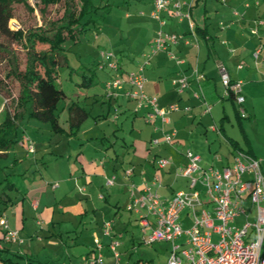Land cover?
Returning a JSON list of instances; mask_svg holds the SVG:
<instances>
[{"label":"crops","instance_id":"0c3cea01","mask_svg":"<svg viewBox=\"0 0 264 264\" xmlns=\"http://www.w3.org/2000/svg\"><path fill=\"white\" fill-rule=\"evenodd\" d=\"M150 1L146 9L149 16L154 0ZM175 1L172 0L171 4L173 5ZM181 1L191 3V6H185L183 9L191 13L195 23L194 32L189 27L188 18L177 19L171 14L172 12H164L163 30L182 34L184 37L177 43L171 42L166 50L152 55L145 64L131 71L143 70L145 96L157 98L159 108H168L169 105L178 103L182 110L170 112L165 116L153 115L150 122L148 119L150 114H153V108L146 101L138 108V102L131 99L130 92L133 86L128 80L130 70L123 69L119 57L117 58L122 68L120 67L115 73L105 67L103 59L99 61L101 62L99 68L112 73L110 81L117 75L123 79L122 84L111 89L106 86L109 82L107 81L103 87L94 89L91 94L88 90L85 95H76L70 93L72 89L74 90L73 87L68 90L63 87L64 79L59 77L58 82L55 83L56 88H59L57 87L59 83V89H64L68 98L71 97L72 100L82 102L91 95L98 94L103 100L108 98L110 104L111 100L115 99L116 107L121 109L120 117L116 118L120 119L123 116L125 122L131 119V129H135L138 134L133 135L131 132L130 136L132 138L133 135V139L128 143L124 141L122 149L113 156L110 153L111 149L107 148L108 143L104 139L106 135L92 137L87 143H81L78 147L80 152L74 161V165L78 163L74 178H65L62 184L55 188L53 194L48 192L44 184L38 183L28 187L26 191L19 189L18 199H14V204L9 207L13 210V219L11 218L13 223L10 222L9 225L11 229L19 230L20 237H30L31 243H27L23 237L21 243H6L3 240L4 230L0 226L2 230H0V239L4 241L1 242L3 245L0 244V264H116V258L110 248L113 240L120 242L119 264H124L125 261L128 264H155L152 259L133 260L135 258L133 250H137V241H144V235L151 232L155 220L151 213L148 214L151 224L144 232L141 216L146 208L129 207L132 202V185L135 186L133 196L141 195L145 184L158 175L160 185L154 188V191H157L162 199H170L176 191L188 189V179L177 175L178 167L187 163L185 155L187 149L199 154L202 157L201 165L205 167L229 166L233 163V156L237 151H246L257 156L241 119L239 124L246 145L226 133L224 120L229 119L228 101L232 102L240 118H250L253 112L255 113V86L258 84L256 81H264V59L256 60L253 51L259 43H264V0H222L225 5L222 16L217 12L215 2L212 6L209 0ZM200 2H204L203 8L200 7ZM140 14L144 16L147 13L141 11ZM153 20L157 23V29L151 39L150 48L160 29L159 21ZM254 27L258 28L255 35L252 32ZM103 50L105 49H100L101 57ZM154 59L156 62L152 63L151 74L148 77L146 66ZM222 69H226L232 79L243 82V94L246 99L242 107L236 103L233 96L225 94L221 79ZM165 74L168 75L170 84L168 81L166 84L163 83ZM198 75L203 77L200 79ZM180 78H187L189 82L182 92L179 91V84L175 83V80ZM220 103H222L223 115L219 118V126L216 123L219 115L215 117L212 111L214 104ZM208 106L210 110H206ZM65 110L62 115H66L65 120L68 122V114ZM66 122L64 121L63 128L68 131L69 123L65 124ZM200 125L205 129L202 130ZM174 131L176 135L173 142H164L165 134ZM79 137V133L68 136L72 141ZM155 139L160 142L153 143ZM86 147L90 149L86 150ZM162 157L171 159V163L165 168H159L156 164V160ZM207 163L210 164L206 165ZM65 165H67L66 172H69L71 164H63L64 167ZM128 169L133 170L131 177L126 176ZM180 177L186 179L183 183L186 188L176 189L174 183ZM109 178L113 179L112 184H107ZM58 190L62 191L56 193ZM209 206L211 205L206 207L209 209ZM246 206L251 213L250 219L253 212L256 213V209L249 200L246 201ZM209 210L212 211V208ZM28 212L32 214L34 221L29 220ZM181 219L184 227L191 225L189 210L182 212ZM245 219V216H240L235 220L240 225ZM108 221L113 225L110 234H106L104 230ZM33 224L42 228L40 233L35 227L30 228ZM183 239L184 237L180 241L183 242ZM34 240L41 242V245L38 246L37 242H33ZM124 240V245L130 252L129 259L125 261L122 258ZM101 242L103 248L99 251L96 247ZM16 244L18 248H15ZM168 247L170 250L171 243ZM99 252L102 254V262H95L94 258Z\"/></svg>","mask_w":264,"mask_h":264},{"label":"rangeland","instance_id":"374dc122","mask_svg":"<svg viewBox=\"0 0 264 264\" xmlns=\"http://www.w3.org/2000/svg\"><path fill=\"white\" fill-rule=\"evenodd\" d=\"M29 1L34 10L22 6L21 4L14 5L13 8L16 17L11 21L14 28L17 26L18 28L27 30L33 27L44 26L46 22H55L56 19L63 16L66 0L60 1L59 4H50L45 9L44 15L38 10L35 0ZM97 1L99 2V0H96V2ZM221 1L222 0H209L212 6V3L215 2V6L218 8L217 12H220L222 16L225 5ZM150 3V0H104L101 3L103 7L99 9L98 13L99 16H102V19L98 27H93L89 30L88 40L79 45L72 46L69 42L65 44L67 47H72L67 53L69 66H64L60 70L62 74L60 77L64 79L63 87L67 90L73 87L74 90L72 89L70 93L85 95L88 90H90L89 94H91L94 89L103 87L104 84H106L105 82L112 79L113 72L111 73L97 66V62L103 59L100 49L113 50L117 57L120 58L123 65L122 67L125 70H136L140 65L143 63L145 64L146 60L152 56L149 45L157 29L156 21L151 19L152 17L146 12V9H148L147 5H150ZM200 7H204V2H200ZM141 11H145L147 14L143 16L140 14ZM12 49L20 69L24 70L27 61V51L24 45L14 44ZM9 60H11V58L0 62L1 75H4L6 70L9 69ZM155 62L156 60L154 59L153 62L146 66V74L148 77H150L151 74L150 69L152 68V63L155 64ZM168 66L170 68V64ZM92 68H94L93 71ZM85 72L87 74H93L95 83L91 87L82 85L81 75ZM73 76H75V78L72 79ZM162 81L164 84H166V81L170 84V80H168V75L166 74L163 76ZM8 82L11 85L10 90L13 95L16 96L10 105L11 108L16 105L17 96L19 94V82L14 78H9ZM57 82L56 80L55 83ZM256 82L258 84L255 86V113L253 112L250 118H240L237 116L232 102L228 101L227 113L229 119L224 120V128L229 136L236 138L243 145H246L239 124V120L241 119L242 125L248 134L247 136L254 147V152L259 159H262L261 163H263L264 167V81L259 80ZM57 87L60 88L59 83ZM221 89L222 88H220V91H222ZM95 99L98 100L96 101ZM71 101V97L62 98L58 103L56 113L62 114L63 110L66 109L65 113L68 114L66 106L68 107ZM80 103L90 111V115L81 124L80 130L78 131L80 136L78 139L72 141L67 135L60 136L53 133L50 130L51 127L49 123L42 122L36 118H31L29 122L19 130V141L16 142L8 157L3 159V163L6 165L3 173H12V179L16 184V188L11 192L15 200L18 199L17 195H19V193L17 194V191H19V189L20 191H26L28 187L38 183L39 185L44 184L43 186L48 188V192L53 194L55 188L61 185L65 178H74L75 170L78 168V163L74 165L75 157L80 152L78 147L81 143L90 141L92 137H105L104 135H106L104 139L108 143L107 148L109 147L111 149L110 153L113 156L119 149H122L124 141L128 143L129 140L133 139V135L138 134L135 129H131V119L125 122L126 119L123 116L120 119L116 118L117 116L120 117L119 112H121V109L116 107L117 103L115 99L111 100L110 104L108 98L107 100H103L100 94H98L95 96L91 95ZM130 104H132V102H130ZM3 105L4 100L0 95V106L3 107ZM132 105L135 106V104ZM133 109L134 108H132V110ZM212 113L215 117L219 115V117L216 118V123L220 126L219 118L223 115L222 103L219 105L214 104ZM211 114H209V116ZM3 117L4 113L2 112L0 115V123L3 121ZM65 117L66 115L61 116L60 122L62 126L64 125V121L66 122ZM68 123L69 122H66L65 124ZM212 123L214 122L212 121ZM200 128H202V130L205 129L202 125H200ZM131 132L133 133L132 138L130 136ZM30 143L34 145V153L29 152ZM86 148V150L90 149V147ZM63 164H71V169L68 170L69 172H66L67 165L64 167ZM174 173L175 171L173 174ZM185 180L186 179L181 177L178 178L174 183V187L176 189L186 188L183 184ZM61 191L62 190H58L56 193H60ZM49 203L50 202H47V204ZM212 206L213 205L209 206V209H211ZM9 209L10 208L6 209V214H1L0 218L5 214L8 222L12 224L11 218L13 219V210ZM29 213L30 212L27 214ZM29 215V220L34 221L32 219V214ZM254 217L255 211L250 219L253 220ZM237 222L240 221L237 220ZM33 227H35L34 224L30 228L34 229ZM43 227L46 228L47 226ZM2 228L3 226H1V229ZM35 228L38 230V233H40L42 228ZM32 232H34V230H32ZM23 238L27 243H31L30 237L24 236ZM1 242H4L2 239H0V244L3 245ZM33 242L37 241L34 240ZM137 242V250H133L135 256L133 259L134 261L143 258L145 260L152 259L155 264L167 263L170 254L168 247L170 246L169 242L166 240L158 241L153 244H146L142 240ZM122 243V258H124L125 261L129 259L128 256L130 252H128L129 248L126 249L124 245L125 240L122 241ZM40 245L41 242L38 243V246ZM15 248H18V244L15 245ZM124 264L128 263L125 261Z\"/></svg>","mask_w":264,"mask_h":264},{"label":"built area","instance_id":"2783aa9c","mask_svg":"<svg viewBox=\"0 0 264 264\" xmlns=\"http://www.w3.org/2000/svg\"><path fill=\"white\" fill-rule=\"evenodd\" d=\"M154 0L150 16L160 23V29L153 40L152 55L166 50L168 45L177 43L184 37L182 34L169 33L163 30L165 20L164 12H172L177 19L188 18L190 29L194 32L195 23L192 20L190 11H184V7L191 6L189 2L176 0ZM13 27V24H12ZM14 28V27H13ZM15 28H18L17 26ZM252 32L257 34L258 28L254 27ZM253 57L258 60L264 59V43L261 42L253 51ZM102 58L105 67L112 72L120 70V62L113 50H103ZM180 62V61H179ZM201 79L203 76L198 75ZM221 79L225 87V94L233 96L240 107L245 102L243 94V82L232 79L226 69L221 70ZM129 83L133 86L130 92L131 99L138 102V108L146 101L153 108L149 121L153 115H162L182 110L178 103L159 108L157 98L145 96V76L143 70L128 72ZM123 79L117 75L112 81L107 82L108 89L122 84ZM179 84V91L182 92L189 84L187 78L175 80ZM112 93V92H110ZM198 97V94H196ZM3 107L0 106V115L4 111L7 99ZM137 108V109H138ZM136 109V110H137ZM242 109V108H241ZM206 110H210V106ZM244 113V110L242 109ZM175 131L166 133L163 140L171 143L175 139ZM158 139L153 143H159ZM29 152L34 153L32 143ZM187 163L178 167L177 175L188 179V189L176 191L170 199H162L154 188L160 185L158 175H155L151 182H147L143 193L133 196L135 186L132 185V202L130 208L142 209L141 224L144 232L150 227L148 214L151 213L155 220V226L151 232L144 235L146 244H153L158 241L171 243L170 254L167 264H264V167L262 159L246 151H237L233 156V163L229 166L217 167L201 165L202 157L187 149L185 152ZM220 158V156H217ZM171 163L170 158H158L156 164L159 168H165ZM132 169L126 171V176L131 177ZM113 179L109 178L107 184H112ZM249 200L256 209L253 220L249 219L251 213L246 206ZM213 205L212 211L206 206ZM189 210L191 225L184 227L181 222L182 212ZM245 216V222L238 225L236 220ZM112 222L105 223L104 230L110 234ZM0 225L3 226V240L6 243L22 242L19 230L11 229L7 217L2 215ZM184 237L183 242L181 238ZM120 242L113 240L110 248L119 264ZM103 244L98 243L96 249L101 250ZM95 262H102V254L99 252L94 258Z\"/></svg>","mask_w":264,"mask_h":264},{"label":"trees","instance_id":"16d2710c","mask_svg":"<svg viewBox=\"0 0 264 264\" xmlns=\"http://www.w3.org/2000/svg\"><path fill=\"white\" fill-rule=\"evenodd\" d=\"M62 0H35L42 15L50 4H59ZM65 1V0H64ZM104 0H66L63 16L44 26L23 30L12 27V19L16 17L14 5L21 4L31 10L29 0H0V62L9 60V69L0 74V95L7 99L4 107V119L0 123V216L14 204L11 192L16 188L12 173H3L6 165L3 159L20 139V129L36 118L50 124V130L55 134H78L81 124L88 118L90 111L79 101L72 100L67 107L68 131L60 122L61 113H56L58 103L62 98H68L64 89L56 88L55 82L61 75V68L69 66L68 55L73 45L87 41L89 30L98 27L102 16L99 9ZM69 42L72 46H65ZM14 44L24 45L27 51L25 69L20 66L14 56ZM101 62L97 63V66ZM94 68H92V71ZM9 78L19 82V94L15 107H11L16 96L13 95ZM82 85H94L93 74L86 72L81 75ZM232 97V96H230ZM17 161V159H16ZM264 251V250H263Z\"/></svg>","mask_w":264,"mask_h":264}]
</instances>
